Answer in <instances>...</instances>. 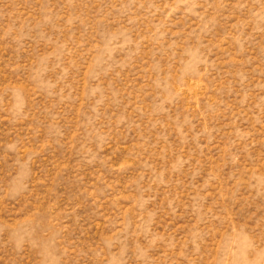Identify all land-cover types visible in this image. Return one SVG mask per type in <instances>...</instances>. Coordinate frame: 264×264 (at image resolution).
I'll return each mask as SVG.
<instances>
[{
  "label": "rangeland",
  "instance_id": "374dc122",
  "mask_svg": "<svg viewBox=\"0 0 264 264\" xmlns=\"http://www.w3.org/2000/svg\"><path fill=\"white\" fill-rule=\"evenodd\" d=\"M0 264H264V0H0Z\"/></svg>",
  "mask_w": 264,
  "mask_h": 264
}]
</instances>
